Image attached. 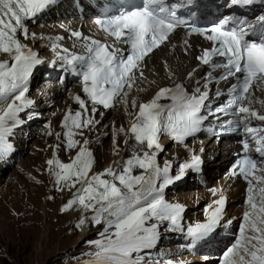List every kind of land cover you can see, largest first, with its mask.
Wrapping results in <instances>:
<instances>
[{
    "label": "snow or ice",
    "instance_id": "6c2138e0",
    "mask_svg": "<svg viewBox=\"0 0 264 264\" xmlns=\"http://www.w3.org/2000/svg\"><path fill=\"white\" fill-rule=\"evenodd\" d=\"M253 2L231 0L236 6ZM55 3L56 0H0V55L8 57L0 60V105H6L0 108V157L12 150L8 137L21 125L20 114L33 104L26 98L29 79L43 63L20 37L27 40V22ZM95 23L105 34L104 41L83 36L80 31L71 32L80 42V54L56 43L51 45L57 60L63 61L71 74L79 78L87 99L80 95L73 97L79 110L69 109L60 124L64 131L56 133L57 140L63 136L65 150L77 146L79 150L70 163H63L56 156L60 147L57 144L52 158L46 161L53 177V190H75L60 212L78 208L82 217L77 228H83L88 221L92 227L102 226L97 233L99 238L86 242L94 249L88 264H148L151 251L161 239V226L169 232L184 231L182 219L186 209L180 203L168 202L165 190L181 181L188 170L198 172L201 156L193 154L173 175L171 162L165 160L162 166L159 163V156L165 151L160 141L167 136L172 142L186 146L188 138L202 131L207 119L202 113L210 99L209 84L232 78L236 82L228 88V99L214 109L209 107L208 112L215 115L233 110L238 118L237 127L242 126L249 137L243 141L242 155L230 171V176H242L248 183L245 199L248 210L243 213L235 242L223 252L220 264H264V114L253 106L254 103L264 106V101L254 100L255 91L264 90V15L257 17L256 23L224 18L210 27H197L180 18L169 0H141L140 6L97 18ZM178 28H187L186 37L198 34L210 42V47L202 49L195 59L213 71L223 69V74L217 80L209 72L203 77L202 86L201 80H196L191 92L183 83H176L173 87H160L148 102L137 104L133 99L131 107L138 111L127 129L135 144L130 157L120 167L109 166L90 175L95 159L87 148L88 141L81 144L74 137L100 123L95 117L97 114L103 117L101 107L105 111L118 104L127 108L128 96L137 79L144 78L146 58L168 42ZM249 36L259 39H247ZM32 38L35 39L34 33ZM184 44L187 50V38ZM197 70L189 72L186 79L192 80ZM221 94L218 91L216 95ZM253 121L262 123L255 126ZM118 132L125 134V129L120 127ZM116 134L114 131L112 140L118 152ZM135 169L141 170V174H134ZM226 203L227 198L221 194L204 207V221L187 228L186 235L193 246L212 237L224 220ZM87 213L91 216L84 215Z\"/></svg>",
    "mask_w": 264,
    "mask_h": 264
},
{
    "label": "rangeland",
    "instance_id": "374dc122",
    "mask_svg": "<svg viewBox=\"0 0 264 264\" xmlns=\"http://www.w3.org/2000/svg\"><path fill=\"white\" fill-rule=\"evenodd\" d=\"M38 82L31 91L34 98L42 91V82ZM73 86L63 90L60 99L53 104H50L51 100L43 98V101L41 98L36 105L38 112L26 117L32 125L22 128L21 134H12L10 141L14 144V153L8 165L0 171V264H88L91 259L90 254L94 249L86 242L98 239L97 233L102 226L92 227L90 224L85 235L80 236L76 227L77 221L69 222L68 213L60 212V208L72 198V193L53 190V177L46 164V161L52 158L53 148L57 144L60 147L56 156L61 162L70 163L76 154L75 151L66 156L63 136L59 140L56 137V133L64 131L60 129L63 105L66 94ZM43 95L41 93V96ZM117 126V122H109L106 125L100 123L87 131L84 129L83 135H80L82 138L77 139L81 144L87 140V148L93 153L95 163L90 175L103 171L102 164L99 165L97 161L100 156L108 155L109 151H112V137L113 132H117ZM170 150L169 147L166 152L160 154L159 163L172 159ZM187 188L188 191L182 190L183 188L178 189L180 191H170L167 198L194 210L195 194ZM196 194L200 201L206 195L203 191ZM49 196L53 199L49 200ZM194 217L195 221L204 218L201 214ZM161 248L162 257L157 259L161 252L150 253L148 264H161L165 260L168 263L179 261L178 264H182L188 259L183 255L185 253L182 247L176 249L174 243H162ZM169 250H173L170 256L167 252ZM189 260L194 263L203 259L193 257ZM208 260L210 259L206 261Z\"/></svg>",
    "mask_w": 264,
    "mask_h": 264
},
{
    "label": "bare ground",
    "instance_id": "6f19581e",
    "mask_svg": "<svg viewBox=\"0 0 264 264\" xmlns=\"http://www.w3.org/2000/svg\"><path fill=\"white\" fill-rule=\"evenodd\" d=\"M61 16L64 17L62 19L54 20L52 24H42V23L36 24V26L32 27V30L30 31L31 33L29 34V38L27 40L21 37V42L24 43L27 46V48L31 49L32 51H36L38 57L41 58L42 60L56 59V51L52 50L51 45L53 43L59 45V42H62V45H64L66 42L65 39L62 38L63 28L67 24H72L73 26L76 25L75 22L70 21V18L73 16V14L70 13L69 10H66L63 14H61ZM33 33L35 34V39L32 38ZM58 38H62V39H58ZM194 46H195V39H191L188 41L187 50L185 46L182 47L181 43L175 44L172 41H170V43L167 45H163L160 49H158L153 54H151L150 58L147 59L145 63L146 68L143 72L144 78L142 80L136 81V85L131 90L128 96L127 108H125V106L122 104L121 107L110 110L109 113L104 114L103 117H100L99 114H97L95 118L99 120L100 123H102L103 125H106L109 122H113V123L117 122L118 125L115 128V130H117L116 148H118V152H116V149H114L113 147L112 151H109L108 155L103 154L102 156H100V158H98L97 161V163L99 162V165L102 164L103 171L109 166L114 168L120 167L123 161L126 158L130 157L132 149L135 146L134 140L129 138V135L127 134V130L125 131V134H119L118 132V129L120 127L125 126L123 128L126 129L127 126L129 125L130 120L134 116L135 110L131 107V101L135 99L137 101V104H139L140 102H144L151 97V95L156 91L158 87L176 83L184 79L187 76V74L191 72L192 69L196 66L195 62L192 61V54L195 53L193 50ZM0 59L4 60V59H8V57L6 55H0ZM198 74H199V70H197L195 76H197ZM170 76L171 78H169ZM185 81L189 82L190 80L186 79ZM37 84L35 83L33 87L36 86ZM40 89H42V91L40 92V95L37 94L36 98L39 100L41 98L49 99L51 100L50 104L57 102L58 99H60L61 95L63 94V89L60 88L55 82H49L43 80V84L40 87ZM79 89L80 86L74 85L66 94L61 121L63 120L65 113L69 109H71L74 112L75 104L72 100L73 94L79 91ZM140 89L143 90L141 91ZM41 93L44 95L41 96ZM254 100L264 101V91L261 92L259 90L258 92H255ZM5 106L6 105H0V108ZM253 106L261 107L262 110L264 111V106H262L260 103H254ZM129 113H131L132 115H129ZM60 129L63 130V128L61 127ZM79 137L82 138V136L78 135L76 136V138L74 137V139L77 140ZM227 145H231V142L223 141L220 147H213L212 145L209 144L206 145L205 149L209 154L207 156V159L212 154L217 155L221 153V155L218 156V158H216L213 163L211 162L205 163L206 176L208 177V180H211V175L214 174L215 179H219L220 182L223 181L221 175L224 169V164L220 163V159L226 157L225 150ZM78 150L79 147L77 146L76 149H72L70 151L67 150L65 155L68 156L69 154H73L75 153V151L77 152ZM177 150L178 152L183 153L185 152V150L188 151L189 147L187 145L184 147H177ZM169 154L172 156V159H174L175 154L173 149L170 150ZM160 164L163 165V162H161ZM134 174L136 175L141 174V170L135 169ZM65 191L72 193L75 190L73 189L72 191H67V190ZM242 191H243V185L239 184L238 182H234L232 188L228 191L229 200H228V208L226 210L228 217H233L238 212V209L235 208L234 202L237 201V199L239 198V194ZM167 193H170V191H168ZM67 213H68L67 218L69 222H72L74 220L77 221L78 223L79 219L82 217V213L78 208H74L73 210H70ZM84 215L90 217L91 213H87ZM89 225H90V221L86 222L83 228H77L80 233V236L85 235V232ZM166 233L168 235L171 234L167 231ZM174 233L176 234L178 233V231H175ZM226 250L227 248H225L223 252ZM189 259L190 258L186 259V262H188L187 264H192L193 260H189Z\"/></svg>",
    "mask_w": 264,
    "mask_h": 264
}]
</instances>
